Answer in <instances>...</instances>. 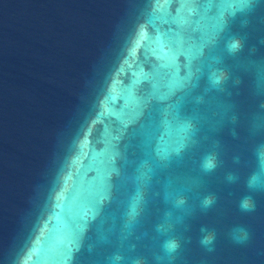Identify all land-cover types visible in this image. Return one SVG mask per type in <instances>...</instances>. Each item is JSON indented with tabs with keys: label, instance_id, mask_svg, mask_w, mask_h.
Segmentation results:
<instances>
[{
	"label": "water",
	"instance_id": "water-1",
	"mask_svg": "<svg viewBox=\"0 0 264 264\" xmlns=\"http://www.w3.org/2000/svg\"><path fill=\"white\" fill-rule=\"evenodd\" d=\"M258 151L264 0H0V264H264Z\"/></svg>",
	"mask_w": 264,
	"mask_h": 264
},
{
	"label": "clouds",
	"instance_id": "clouds-1",
	"mask_svg": "<svg viewBox=\"0 0 264 264\" xmlns=\"http://www.w3.org/2000/svg\"><path fill=\"white\" fill-rule=\"evenodd\" d=\"M241 48V43L239 40H232L229 45L228 49L230 52H235L238 49ZM209 79L212 81L213 84H219L220 78L219 77H213L210 76ZM236 162L239 163V158H236ZM219 161L218 157L215 153L207 154L203 157L200 168L204 173H210L214 171L218 167ZM226 180L229 184L236 183L239 180V176L233 172H229L226 175ZM246 187L248 191L251 192H264V153H260L258 151L257 153V167L256 169L251 172L250 175L246 178ZM215 196L214 195H207L204 196L203 199L200 201V208L202 211L206 212L208 209L212 207V205L215 203ZM186 201L184 198H180L176 202V206H180L185 204ZM239 209L242 212H252L256 208V202L253 199L252 195H244L239 199ZM170 213H165V216H169ZM156 231L159 233H167L168 229L165 227V224H160L157 226ZM202 233H207L208 229L205 227H202L200 229ZM233 233H243V238H240L239 236L233 235V239L236 243H243L244 240L247 239L248 233L247 230L243 227H238L233 230ZM215 240V234H205L201 237L199 243L207 248L209 251H212V248L210 245L213 244ZM162 250L171 256L172 253H175L180 248V243L175 238H168L165 239L161 245ZM111 264H119L120 261L124 259V257L120 256L119 254H114L112 257L109 258ZM164 258L161 256L156 257L157 264H161V261ZM132 264H142V261L140 259H133Z\"/></svg>",
	"mask_w": 264,
	"mask_h": 264
}]
</instances>
